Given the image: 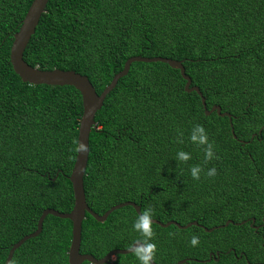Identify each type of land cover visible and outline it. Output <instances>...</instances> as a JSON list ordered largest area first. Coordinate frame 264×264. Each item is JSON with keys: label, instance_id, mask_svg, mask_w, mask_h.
Returning <instances> with one entry per match:
<instances>
[{"label": "trees", "instance_id": "obj_1", "mask_svg": "<svg viewBox=\"0 0 264 264\" xmlns=\"http://www.w3.org/2000/svg\"><path fill=\"white\" fill-rule=\"evenodd\" d=\"M32 2L0 0V264L37 230L44 210L70 213L74 205L69 176L81 94L72 86L24 83L10 62ZM134 56L182 61L207 109L219 106L231 118L207 116L202 98L185 91L179 70L132 63L90 133L88 206L103 215L132 201L162 223L196 221L208 229L247 221L211 233L152 224L154 262L264 264V0H49L24 52L32 67L86 76L98 94ZM196 124L213 145L215 158L206 164L202 149L188 140ZM179 150L191 159L175 163ZM194 165L203 169L199 180L189 174ZM212 167L216 175L207 177ZM137 215L130 206L104 223L86 214L80 253L101 259L128 249L138 239ZM192 235L196 246L189 244ZM71 240L72 222L48 215L40 235L17 249L10 264H69ZM107 264L138 262L131 253Z\"/></svg>", "mask_w": 264, "mask_h": 264}, {"label": "water", "instance_id": "obj_2", "mask_svg": "<svg viewBox=\"0 0 264 264\" xmlns=\"http://www.w3.org/2000/svg\"><path fill=\"white\" fill-rule=\"evenodd\" d=\"M49 0H33L30 8L27 11L25 18L21 24L20 29L14 35V40L11 46L10 51V62L14 72L21 78L24 83H28L31 85H47V86H72L77 91L80 92L83 102V114L80 120L79 131H78V143H82L87 147V153H78L76 155L74 167L72 169L71 175L69 176V180L72 185L73 196H74V205L73 209L70 213H60L54 209H46L43 211L41 217L38 220L37 230L24 238H22L19 242L13 245L11 248L7 261L5 264H10L14 252L19 249L27 240L32 239L40 235L43 229V222L48 215L67 219L72 222V240L70 249L68 252L69 256V264H83L84 262H89L90 264H107L112 258L117 255H127L131 254L128 249H116L110 251L105 257L101 259H97L89 254L80 253L81 247V236H82V223L86 218V214L91 215L97 222L104 223L110 214L118 209L130 206L133 207L137 214L141 213V207L135 204L132 201L123 202L111 207L107 212L103 215H99L95 213L87 204L86 195L84 190V177L86 174V169L88 165V157L90 153L89 140L90 133L94 129H97V123L95 121L96 114L102 109L104 101L108 94L116 87L118 80L126 76L130 70L132 63L134 62H162L168 64L171 68L177 69L180 71L181 76L186 81L185 91L188 93L196 92L202 98V104L205 110V114L207 116L211 115L213 112H217L218 115L222 117L231 116L228 113H221V108L219 106H213L210 110L206 107V99L202 96L200 89L197 86H192L191 78L186 75L185 68L183 66L182 61H176L163 57H142V56H134L129 58L122 71L116 74L111 83L102 91L101 94H98L90 83L86 76L78 74L74 71H65L60 69L53 70H41L38 67H32L26 63L24 60V52L32 38L35 34L36 28L39 24V21L46 10V6ZM232 133L234 138V130L232 129ZM255 220L250 224V227L253 228ZM247 223V221H242L240 223H234L229 220L225 223V225H221L218 227H214L212 229H208L205 226L199 225L198 222H190L186 225H181L177 221H169L167 223H162L156 219H152V224H156L162 228H168L171 225L176 226L181 230H186L192 226H199L204 229L206 232L211 233L215 229L227 227L229 224L234 225H243ZM257 229L258 227H254ZM219 255V253H217ZM213 253L210 255V259L212 260ZM243 255L239 256L237 259H241ZM219 258H216L218 261ZM188 259L179 261L176 264H186ZM249 263V262H247ZM154 264H156L154 262Z\"/></svg>", "mask_w": 264, "mask_h": 264}, {"label": "clouds", "instance_id": "obj_3", "mask_svg": "<svg viewBox=\"0 0 264 264\" xmlns=\"http://www.w3.org/2000/svg\"><path fill=\"white\" fill-rule=\"evenodd\" d=\"M188 140L191 144L202 149L203 162L205 164L215 158L213 145L209 141L208 135L203 126L200 124L194 125L190 130ZM77 151L78 153H87V147L82 143H78ZM190 159L191 156L188 152L179 150L175 154L174 161L175 163H185ZM202 171L203 169L200 165L189 167V174L193 180H199ZM204 174L207 177H214L216 175V169L214 167L208 168ZM151 215V209H145L136 216L132 223V230L138 233V239L129 245V251L132 253L138 264H154L155 261L156 245L152 242L154 233L151 227ZM198 243V237L192 235L189 239V244L191 246H196Z\"/></svg>", "mask_w": 264, "mask_h": 264}, {"label": "rangeland", "instance_id": "obj_4", "mask_svg": "<svg viewBox=\"0 0 264 264\" xmlns=\"http://www.w3.org/2000/svg\"><path fill=\"white\" fill-rule=\"evenodd\" d=\"M115 258H112V260H114Z\"/></svg>", "mask_w": 264, "mask_h": 264}]
</instances>
